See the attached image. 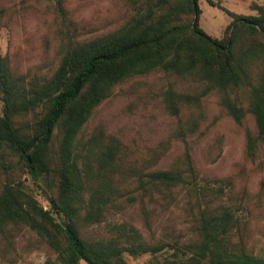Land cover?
Instances as JSON below:
<instances>
[{"label": "trees", "instance_id": "obj_1", "mask_svg": "<svg viewBox=\"0 0 264 264\" xmlns=\"http://www.w3.org/2000/svg\"><path fill=\"white\" fill-rule=\"evenodd\" d=\"M130 4L122 26L63 43L49 75H14L0 57L1 157L15 158L20 172L50 192L44 208L21 180L6 174L8 165L1 161L6 174L0 183L1 256L7 257L16 231L25 229L56 254L59 264H128L125 253L137 257L163 250H171V256L161 264H264L263 257L247 250L231 208L199 202L205 188L184 174L193 173L188 149L184 172L133 170L138 175L131 190L124 185L119 142L94 135L82 140L85 125L116 84L163 71L194 86L190 92L166 91L165 103L178 118L182 108L200 106L211 92L236 123L251 113L256 134L246 132V155L253 158L264 143V5L254 4L256 13L250 15L226 10L232 21L218 39L199 27L198 0ZM180 135L184 139L185 133ZM178 187L194 191L198 204L192 235L183 242H148L125 223L103 235L89 230L124 200L142 202L157 193L169 198Z\"/></svg>", "mask_w": 264, "mask_h": 264}, {"label": "rangeland", "instance_id": "obj_2", "mask_svg": "<svg viewBox=\"0 0 264 264\" xmlns=\"http://www.w3.org/2000/svg\"><path fill=\"white\" fill-rule=\"evenodd\" d=\"M213 1L221 8L198 0V25L218 39L226 35L232 21L226 10L250 15L256 13L254 4L264 5V0ZM130 3L131 0H0V57L14 75L26 79L49 75L58 64L63 43L71 38H92L122 26L131 13ZM193 87L189 81L163 71L123 80L96 107L83 129L82 140L94 135L119 142L124 185L131 190L138 175L133 170L184 172L188 149L193 173L184 174L205 188L198 196L199 202L211 208H231L240 222L247 250L264 258V143L253 158L246 155V132L256 134L254 118L246 113L242 124L236 123L215 92L204 96L200 106L182 108L178 118L165 103L166 91L190 92ZM1 108L0 100V111ZM180 132L185 133L184 139ZM1 156L0 183L6 174L21 180L40 205L49 208L50 192L45 186L20 172L15 158L8 162ZM3 160L8 165L6 174ZM142 199L133 203L124 200L121 207L111 209L100 224L91 225L89 230L103 235L112 226L132 224L148 242L172 238L183 242L192 235L198 206L194 191L178 187L169 198L157 193ZM15 234L6 258L0 251V264H59L56 254L32 232L23 229ZM123 256L128 264H161L171 256V250Z\"/></svg>", "mask_w": 264, "mask_h": 264}, {"label": "water", "instance_id": "obj_3", "mask_svg": "<svg viewBox=\"0 0 264 264\" xmlns=\"http://www.w3.org/2000/svg\"><path fill=\"white\" fill-rule=\"evenodd\" d=\"M192 26H195V21L192 23Z\"/></svg>", "mask_w": 264, "mask_h": 264}]
</instances>
